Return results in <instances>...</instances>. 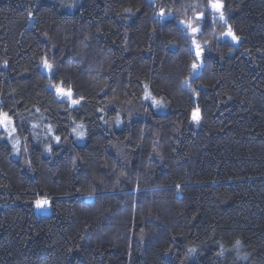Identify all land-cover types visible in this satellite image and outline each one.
<instances>
[{"label": "trees", "instance_id": "1", "mask_svg": "<svg viewBox=\"0 0 264 264\" xmlns=\"http://www.w3.org/2000/svg\"><path fill=\"white\" fill-rule=\"evenodd\" d=\"M223 4L239 43L209 0H0V264H264V0Z\"/></svg>", "mask_w": 264, "mask_h": 264}, {"label": "snow or ice", "instance_id": "2", "mask_svg": "<svg viewBox=\"0 0 264 264\" xmlns=\"http://www.w3.org/2000/svg\"><path fill=\"white\" fill-rule=\"evenodd\" d=\"M209 7L212 10H214L215 12L219 13V18L221 20L225 21L226 31H224L221 35L223 37H225V38H230L232 41L239 43L240 37L235 34V32L232 30L231 25L227 24V21H226V18H225V14H224V11H223V8H224L223 0H209ZM160 15L163 16L164 13H160ZM202 15L203 14H201V18H202ZM183 23L184 22L181 21V24H183ZM187 27L190 28L193 33H196V32H198L200 30L198 27H193L192 23H188ZM193 43H195V41H193ZM196 48L198 49L196 51V56L199 57L201 55V46L197 44ZM43 65L49 72L53 71V65L48 63L47 60L43 61ZM198 67H199V64H197L195 62L192 64V68L193 69H196ZM53 87H55L56 93L61 99H67L71 104H79L80 103L79 100L73 99V93H72V91L70 89L69 90H65L61 86H53ZM144 98L145 99H152L153 103L157 104V105L161 103L160 101L155 100L154 97H151L150 93H146ZM192 119L195 120V121H198L200 119L199 109L198 108L192 113ZM0 127H2L5 130V132L8 133L9 136H11L12 133L15 132V130H16L13 127L12 117L9 116V114L7 112L0 111ZM33 127H35V125ZM80 127H82V126H80ZM73 131H76V129H73ZM78 135L82 136L83 133L82 132L78 133ZM55 139L58 142L60 138L57 136V137H55ZM18 143H19L18 140L14 141V144H18ZM50 150L51 149L49 148V151ZM48 206H50V201L48 199H46V198H40V199H37L35 201V207L37 209H44V208H46ZM240 243L241 242L239 240H237L235 242V246L238 247L240 245ZM189 251H190V253H194L196 251V249H190Z\"/></svg>", "mask_w": 264, "mask_h": 264}, {"label": "rangeland", "instance_id": "3", "mask_svg": "<svg viewBox=\"0 0 264 264\" xmlns=\"http://www.w3.org/2000/svg\"><path fill=\"white\" fill-rule=\"evenodd\" d=\"M181 27L184 29V30H187V29H190V28H188L187 27V24L186 23H183L182 25H181ZM194 27V26H193ZM187 34H193V32L191 31V29L190 30H188L187 31ZM193 41H196V40H193ZM193 43V42H192ZM194 45L192 46V49H193V51H194V53L196 54V51L198 50L197 48H196V45L198 44L197 42H195V43H193ZM199 45V44H198ZM201 56V55H200ZM200 56L198 57V58H200ZM200 61H201V59H200ZM43 67H44V65H43ZM45 68V67H44ZM45 70H46V72L48 73V74H52V72H49L46 68H45ZM195 72H197L196 71V69H195ZM188 88H189V86H188V84H186L185 85V89L188 91Z\"/></svg>", "mask_w": 264, "mask_h": 264}, {"label": "built area", "instance_id": "4", "mask_svg": "<svg viewBox=\"0 0 264 264\" xmlns=\"http://www.w3.org/2000/svg\"><path fill=\"white\" fill-rule=\"evenodd\" d=\"M50 209V206L44 208L43 210L48 211Z\"/></svg>", "mask_w": 264, "mask_h": 264}, {"label": "water", "instance_id": "5", "mask_svg": "<svg viewBox=\"0 0 264 264\" xmlns=\"http://www.w3.org/2000/svg\"><path fill=\"white\" fill-rule=\"evenodd\" d=\"M57 97L59 98V100H65V99H61L58 95H57Z\"/></svg>", "mask_w": 264, "mask_h": 264}]
</instances>
